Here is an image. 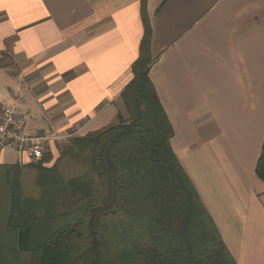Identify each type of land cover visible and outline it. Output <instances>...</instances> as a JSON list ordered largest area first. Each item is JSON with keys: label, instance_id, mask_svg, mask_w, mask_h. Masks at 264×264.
<instances>
[{"label": "crops", "instance_id": "crops-1", "mask_svg": "<svg viewBox=\"0 0 264 264\" xmlns=\"http://www.w3.org/2000/svg\"><path fill=\"white\" fill-rule=\"evenodd\" d=\"M141 55L231 255L264 264V0H0V106L32 115L51 159L129 120Z\"/></svg>", "mask_w": 264, "mask_h": 264}, {"label": "trees", "instance_id": "trees-1", "mask_svg": "<svg viewBox=\"0 0 264 264\" xmlns=\"http://www.w3.org/2000/svg\"><path fill=\"white\" fill-rule=\"evenodd\" d=\"M148 66H133L127 122L73 138L53 163L0 165V264H237L172 148ZM256 172L264 181V145Z\"/></svg>", "mask_w": 264, "mask_h": 264}, {"label": "built area", "instance_id": "built-area-1", "mask_svg": "<svg viewBox=\"0 0 264 264\" xmlns=\"http://www.w3.org/2000/svg\"><path fill=\"white\" fill-rule=\"evenodd\" d=\"M31 122L32 115L29 112L0 106V155L13 152L19 164L44 159L47 140L31 133Z\"/></svg>", "mask_w": 264, "mask_h": 264}, {"label": "rangeland", "instance_id": "rangeland-1", "mask_svg": "<svg viewBox=\"0 0 264 264\" xmlns=\"http://www.w3.org/2000/svg\"><path fill=\"white\" fill-rule=\"evenodd\" d=\"M82 137V136H81ZM77 138V137H76ZM72 140V139H71ZM70 143V142H69ZM52 154V153H51ZM53 157V156H52ZM53 161H54V158L52 159V163H53ZM25 164V163H24ZM27 164V163H26ZM50 165V164H49ZM27 174H29V177H30V175L32 174L31 172H27Z\"/></svg>", "mask_w": 264, "mask_h": 264}]
</instances>
